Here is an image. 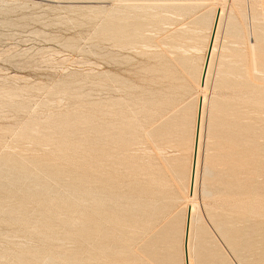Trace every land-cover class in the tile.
<instances>
[{
  "label": "rangeland",
  "instance_id": "374dc122",
  "mask_svg": "<svg viewBox=\"0 0 264 264\" xmlns=\"http://www.w3.org/2000/svg\"><path fill=\"white\" fill-rule=\"evenodd\" d=\"M215 1L0 0V264H184L196 93L205 102L193 264H264V44L251 50L256 34L264 43V0L222 3L204 92L203 52L189 40ZM172 2L190 9L169 14L161 4ZM129 5L160 13L137 19L135 40L119 29ZM231 7L240 33L227 31ZM162 70L178 79L168 100L150 93ZM68 196L87 204L68 205ZM142 206L148 212L137 214ZM80 218L83 229L67 228Z\"/></svg>",
  "mask_w": 264,
  "mask_h": 264
},
{
  "label": "bare ground",
  "instance_id": "6f19581e",
  "mask_svg": "<svg viewBox=\"0 0 264 264\" xmlns=\"http://www.w3.org/2000/svg\"><path fill=\"white\" fill-rule=\"evenodd\" d=\"M115 1V0H114ZM225 0H216L215 1V3H214V7H213V12H212V14L210 13L209 15H200L199 17H197L196 19H194V24L193 25H196L195 26V28H193V29H191V30H193V33L195 32L196 34L195 35H193V37H190V39L191 40H189V41H193L194 40V44H193V46L191 45H189L190 47H192V49H193V51H195V52H203V56H202V60H201V63H200V65H199V69H198V75H197V78H196V86H197V89L199 90V89H201V91L202 90H204L206 87H207V84H208V76H209V73H210V69H211V64H212V58H213V55H214V51L216 50V43H217V39H218V32H219V29H220V26H221V23H222V18H223V16H224V7H223V2H224ZM232 1H235L237 4H238V1L239 0H232ZM241 1V0H240ZM116 3V2H115ZM121 3V2H120ZM125 3V2H124ZM128 3V2H127ZM132 4H133V2H131ZM141 3V2H140ZM186 3H188V2H186ZM235 3V4H236ZM139 4V3H138ZM99 5V4H98ZM103 6V5H102ZM119 6V5H118ZM124 6V5H123ZM154 6V5H153ZM161 6H166V9H167V12L169 13V11L170 12H172L173 11V13L175 12V13H183V11L184 10H186L185 12H187V10H189L190 9V7H189V4H185L184 6L183 5H181V4H178L177 2L176 3H174V2H172V3H168V4H166V3H163V4H161ZM234 6V5H233ZM88 7H91V8H93L94 7V5H89ZM116 7V6H115ZM155 7V6H154ZM103 8H105V7H103ZM118 8V7H117ZM120 8V7H119ZM129 10H124L123 12L121 11V10H119L118 11V9L117 10H112V11H109L108 12V14L106 15L107 16V18H112L114 15H118L117 17L119 18V14H121V15H123V18H121L120 19V24L121 23H123L122 25H120V27H119V29L121 30V32L123 33V34H126V33H128L129 34V37H132V39L133 40H135L137 37H139V35H140V28H139V22L138 21H140V20H138L137 21V19H142L143 21H144V19H143V16L144 15H148L151 19H154L155 18V15H158V14H160V13H158V14H156V13H152L151 11H153V10H150L151 8L150 7H147V6H145V5H129L128 7H127ZM150 8V9H149ZM232 8V9H231ZM230 8V12H229V20H228V24H227V31L228 32H231L232 30H234V32L235 31H237V32H241V30H237L236 28H235V25H234V16L232 15L233 14V7H231ZM239 8V7H238ZM106 9V8H105ZM114 9V8H113ZM123 10V9H122ZM147 10H149V11H147ZM120 11H121V13H120ZM156 11V10H155ZM165 13H166V11H164ZM161 14H162V12H161ZM170 14V13H169ZM208 14V13H207ZM180 15H182V14H180ZM244 15V14H243ZM99 16V15H98ZM116 16H114V17H116ZM160 16V15H159ZM166 16H169V15H166ZM172 15H170V17H171ZM257 16V15H256ZM145 17V16H144ZM157 17V16H156ZM172 17H174V16H172ZM106 18V17H105ZM146 18V17H145ZM148 18V17H147ZM157 18H159V17H157ZM174 18H178V17H174ZM162 19H163V17H162ZM168 19V18H167ZM173 18H171V20H172ZM110 20V19H109ZM116 20V19H115ZM118 20V19H117ZM147 20H149V18L147 19ZM168 20H170V19H168ZM167 20V21H168ZM138 23H137V22ZM175 21V20H174ZM252 21H254V20H252ZM107 22H108V20H107ZM109 22H111V21H109ZM117 22V21H116ZM119 22V21H118ZM142 22V21H141ZM140 22V23H141ZM169 22H167V24H168ZM192 23H193V21H192ZM256 23H257V21H256ZM162 24V23H161ZM170 24V23H169ZM255 24V23H254ZM148 25V24H147ZM158 25V24H157ZM165 25V24H164ZM256 25V24H255ZM258 25V24H257ZM117 26V25H116ZM254 26V25H253ZM146 27V26H145ZM149 27V26H148ZM256 27V26H255ZM144 28V27H143ZM147 28V27H146ZM188 28V27H187ZM190 28V27H189ZM183 29H185L184 27H183ZM256 29H258V27L256 28ZM260 29V28H259ZM181 30V29H180ZM204 30H206V35L204 36V37H202V36H200L199 35V33H202ZM175 31V30H174ZM178 30H176V32H177ZM183 31V30H182ZM176 32H173V34L174 33H176ZM263 32V31H262ZM179 33V32H178ZM177 33V34H178ZM180 33H183V32H180ZM185 34H186V32H184ZM188 33H190V35H191V33L192 32H188ZM238 33V34H239ZM254 33V32H253ZM256 33H257V30H256ZM171 35L174 39H176V40H178V36H176V34H174L175 35V37H174V35ZM242 34V33H241ZM255 34V33H254ZM178 35H180V37H182V38H184L183 36H182V34H178ZM189 35V34H188ZM257 35V34H256ZM255 35V40H254V44L252 45V48H251V50L254 48L255 49V46L256 45H258V47L260 46V44H264L263 42L262 43H260L259 41H258V38H257V36ZM170 36V35H169ZM168 36V37H169ZM240 36V35H239ZM242 36V35H241ZM123 37V36H122ZM126 37V36H125ZM180 37H179V39H180ZM260 37V36H259ZM181 38V39H182ZM189 38V37H188ZM188 38H187V41H188ZM237 38V37H236ZM169 39H171V38H169ZM263 39V38H262ZM176 40H174V41H176ZM185 40V39H184ZM173 41V42H174ZM179 42V41H178ZM201 42H202V46H201ZM237 42H239V41H237ZM180 44V43H179ZM182 44V43H181ZM185 44V43H184ZM174 45V44H173ZM176 45H178V43H176ZM176 45H175V48L174 49H176L177 50V48H176ZM263 46V45H262ZM172 47H174V46H172ZM178 47V46H177ZM222 48H224V47H222ZM259 48H262V47H259ZM190 49V48H189ZM237 49H239V48H237ZM242 49V48H241ZM243 49H244V47H243ZM264 49V48H263ZM184 50V49H183ZM246 50V49H245ZM255 50H258V49H255ZM186 51V50H185ZM208 51H209V54L207 55V53H208ZM231 52H232V50H230ZM264 51V50H263ZM252 52H253V50H252ZM185 53V52H184ZM244 53V52H243ZM255 53V52H254ZM236 54H237V51H236ZM235 54V55H236ZM256 55V54H255ZM257 55H259V54H257ZM237 56V55H236ZM241 56V55H240ZM251 56H253V53H251ZM221 58H223L222 56H221ZM220 58V59H221ZM264 58V57H263ZM206 59H207V63H206ZM224 59V63H227V62H225V57L223 58ZM234 59V58H233ZM232 59V60H233ZM237 60V62L234 60L232 63L233 64H237V63H239L241 60H239V59H236ZM223 60H221V62H222ZM243 61V60H242ZM241 61V62H242ZM253 62H254V60H252ZM220 62V63H221ZM228 62H229V60H228ZM230 62H231V60H230ZM252 62V64L254 65V63ZM257 63V62H256ZM170 64V63H169ZM168 64V65H169ZM178 64V63H177ZM185 64H187V63H185ZM223 63H221V65H222ZM228 64V63H227ZM232 65V64H231ZM174 66V65H173ZM173 66H171L172 68H173ZM185 66V65H184ZM261 66H262V63H261ZM164 67H166V66H164ZM239 68H241L240 66H239ZM253 69H255L254 68V66H253ZM166 70V69H165ZM165 70H162L163 72H162V76H160V77H158V81H156V82H154V80H153V85H158V86H155V87H157V88H152V90L150 91V93L151 94H153V97H157V98H159V99H161V98H164V99H169V98H171V97H175V95H176V93H177V90H178V79L176 78V77H174V78H170L171 77V75H166V73H168V72H166ZM171 70V69H170ZM221 70V69H220ZM220 70H218V71H220ZM239 70V69H238ZM243 70V69H242ZM153 71V70H152ZM159 71V70H158ZM158 71H157V73H158ZM227 71V70H226ZM245 71V70H244ZM255 71V70H254ZM154 72V71H153ZM160 72V71H159ZM170 72H172V73H174L173 71H170ZM169 72V73H170ZM221 72V71H220ZM230 72V71H229ZM238 72V71H237ZM264 72V71H263ZM225 73V72H224ZM241 73V72H240ZM239 73V74H240ZM261 73V72H260ZM219 74V73H218ZM238 74V73H237ZM220 75H222V72H221V74ZM230 75V74H229ZM241 75V74H240ZM170 76V77H169ZM231 76V75H230ZM233 76V75H232ZM248 76V75H247ZM254 76V75H253ZM202 77H204V80H203V83H202ZM227 77V76H226ZM224 78V77H223ZM251 80V79H250ZM264 80V79H263ZM249 81V80H248ZM250 82V81H249ZM258 82V81H257ZM229 84V83H228ZM258 84V83H257ZM257 84H256V86H257ZM259 84H260V81H259ZM258 84V85H259ZM263 84V83H262ZM260 85V87L262 86L263 87V85ZM239 85V84H238ZM255 86V87H256ZM259 87V86H258ZM154 89V90H153ZM256 89H257V87H256ZM200 91V92H201ZM147 92V91H146ZM204 92H205V90H204ZM257 92V91H256ZM261 92H264V91H261ZM244 93V92H243ZM259 93V92H258ZM246 94V93H245ZM247 94H248V92H247ZM249 94H251L250 92H249ZM248 94V95H249ZM256 95V94H255ZM254 95V96H255ZM257 95H259L260 96V94H257ZM263 95V94H262ZM264 96V95H263ZM242 97V96H241ZM247 97H249V96H247ZM200 98H201V102H200V120H199V122H198V137H197V140H196V156H195V159L193 158L194 157V146H195V136H196V128H197V115H198V107H199V100H200ZM219 98V97H218ZM246 98V97H245ZM155 99V98H154ZM264 99V98H263ZM262 99V100H263ZM249 100V99H248ZM253 100H255V99H253ZM257 100H259V102H260V99H257L256 98V100L255 101H257ZM204 102H205V99H204V94H200V93H196V105H195V111H194V122H193V131H192V145H191V155H190V162H189V172H188V186H187V192H188V198H190V199H192L191 200V202L190 203H188L187 204V211H188V208L190 209V215H189V231H188V238H187V254H188V264H193V254H192V247H191V239H192V236H193V234H194V231H195V218H194V214H195V211H196V207H197V205H196V203H195V200H194V195H195V190H196V180H197V171H198V157H199V150H200V140H201V132H202V118H203V113H204ZM259 102H254V103H256V104H261V102L259 103ZM241 103H243V102H241ZM158 105V104H157ZM263 105V104H262ZM239 107H241V106H239ZM255 107V106H254ZM253 108V107H252ZM260 110V109H259ZM238 111H241V110H238ZM252 111V110H251ZM255 111V110H254ZM264 111V110H263ZM256 112V111H255ZM254 112V113H255ZM234 113V112H233ZM257 114V113H256ZM259 114V113H258ZM242 117V116H241ZM260 117V116H259ZM261 118V117H260ZM252 119V118H251ZM262 119V118H261ZM254 120V119H253ZM263 120V119H262ZM241 121V120H240ZM249 121V120H248ZM256 121V120H255ZM260 121V120H259ZM257 122V121H256ZM102 123V122H101ZM253 123V122H252ZM256 124H258V123H256ZM246 125V124H245ZM247 125H249V124H247ZM256 127V126H255ZM260 127V126H259ZM264 127V126H263ZM251 128H252V125H251ZM259 129V128H258ZM161 130V129H160ZM251 131V130H250ZM256 131V130H255ZM260 131V130H259ZM254 132V131H253ZM157 133V132H156ZM168 134V133H167ZM255 143V142H254ZM246 145V144H245ZM148 152V151H147ZM162 152V151H161ZM153 153V152H152ZM73 169V168H72ZM192 169L194 170V175H193V177H192ZM86 173V172H85ZM88 174V173H87ZM89 179V178H88ZM19 180V182H24L23 180H22V178H19L18 179ZM159 180V179H158ZM45 185H47V184H45L44 182H41L40 180H38V181H36V183H35V187H34V189H36L37 191H35V193H36V195H41V194H43V190H44V188H45ZM79 185V184H78ZM96 186V185H95ZM69 187V186H68ZM81 187L79 186H77V185H71V187H70V189L74 192V193H78V192H80V189ZM123 188V187H122ZM1 190V189H0ZM117 191V190H116ZM88 192V191H87ZM206 192V191H205ZM102 193V192H101ZM95 195V194H94ZM107 195H109V194H107ZM3 196V195H2ZM5 196H7V195H5ZM1 197V196H0ZM103 197V194H98V195H96V197L95 198H92L90 201H88L89 203L87 204L86 202H84V200H83V202H84V204H87L86 206H94V205H96V204H98L100 201H102V198ZM2 198V197H1ZM69 196L67 197V199L66 200H68V202H67V204L68 205H72L71 203H73L74 205H76V206H80V205H83L81 202H80V200H79V197H73V199H72V201L70 202L69 201ZM118 198V197H117ZM109 199V198H108ZM79 200V201H78ZM112 200V199H111ZM121 200V199H120ZM59 201V200H58ZM57 201V202H58ZM125 201V200H124ZM9 202V201H8ZM104 202V201H103ZM107 202V201H106ZM118 202V204H119V201H117ZM125 202H128V201H125ZM132 202V201H131ZM136 202V201H135ZM232 202V201H231ZM248 202V201H247ZM250 202V201H249ZM110 204H111V202H109ZM151 203V202H150ZM229 203V202H228ZM232 203H235V202H232ZM64 204V203H63ZM127 204V203H126ZM138 204V203H137ZM225 204V203H224ZM239 204H241V203H239ZM250 204V206H251V203H249ZM260 204H262V203H260V201H254L253 200V206H260ZM120 205V204H119ZM235 205V204H234ZM237 205V204H236ZM66 206V205H65ZM137 205L136 204H127L126 206H124V207H126L128 210H131V211H133L134 209L136 210V207ZM246 206V205H245ZM148 207V206H147ZM242 207V206H241ZM240 207V208H241ZM100 208H102V206L100 205ZM219 208V207H218ZM221 208V207H220ZM237 208V207H236ZM239 208V207H238ZM252 208V207H251ZM257 208H261V206L260 207H257ZM263 208V207H262ZM98 209V208H97ZM235 209V208H234ZM126 210V209H125ZM127 210V211H128ZM220 210V209H219ZM252 210V212H254L253 210L254 209H251ZM98 211H99V209H98ZM97 211V212H98ZM105 211V210H104ZM138 212H137V214L138 213H140L141 212V214L143 213V214H146L148 211L146 210V208H144L143 206L142 207H140V208H138V210H137ZM225 211V210H224ZM259 211V210H258ZM96 212V211H95ZM230 212V211H229ZM255 212L257 213V211H256V209H255ZM260 212V211H259ZM263 212V211H262ZM261 213V212H260ZM264 213V212H263ZM224 214V213H223ZM241 214V213H240ZM243 214V213H242ZM81 215H83V214H81ZM96 215V214H95ZM187 215V212L185 213V219H184V225H183V227H182V252H183V263L184 264H186L185 263V257H184V247H183V242H184V233H185V225H186V216ZM264 215V214H263ZM55 216V215H54ZM79 217V216H78ZM82 217V216H81ZM72 218V217H71ZM77 218V217H76ZM73 219V218H72ZM79 219V218H78ZM81 220H74V222H68L67 223V228H69V229H73V231H75V229L76 228H80V229H83L84 227H83V224H82V218H80ZM198 223V222H197ZM37 229V228H36ZM252 229V228H251ZM70 232V231H69ZM226 233V232H225ZM62 238V237H61ZM131 239V238H130ZM118 240V239H117ZM146 241V240H145ZM193 241V240H192ZM62 242V241H61ZM150 250V249H149ZM129 252V251H128ZM132 252V251H131ZM53 253V252H52ZM62 253V252H61ZM153 254V253H152ZM54 255V254H53ZM57 255V256H56ZM55 256L56 257H58V254H56ZM118 256V255H117ZM127 256V255H126ZM132 256V255H131ZM53 259H54V257H53ZM56 259V258H55ZM15 261V260H14Z\"/></svg>",
  "mask_w": 264,
  "mask_h": 264
},
{
  "label": "water",
  "instance_id": "95a60500",
  "mask_svg": "<svg viewBox=\"0 0 264 264\" xmlns=\"http://www.w3.org/2000/svg\"><path fill=\"white\" fill-rule=\"evenodd\" d=\"M209 54V51L207 55ZM207 63V59H206ZM204 77H202V83H203ZM200 102L201 98L199 100V107H198V115H197V128H196V136H195V146H194V159L196 156V140L198 137V122L200 120ZM194 175V170L192 169V177ZM189 215H190V209L188 208L187 211V217H186V225H185V233H184V242H183V247H184V257H185V263L188 264V254H187V238H188V231H189Z\"/></svg>",
  "mask_w": 264,
  "mask_h": 264
}]
</instances>
